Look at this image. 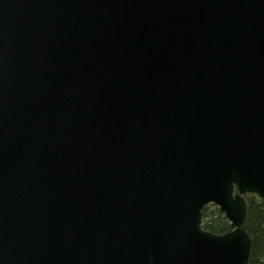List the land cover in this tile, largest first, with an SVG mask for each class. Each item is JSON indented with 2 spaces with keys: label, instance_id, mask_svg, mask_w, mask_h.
<instances>
[{
  "label": "water",
  "instance_id": "1",
  "mask_svg": "<svg viewBox=\"0 0 264 264\" xmlns=\"http://www.w3.org/2000/svg\"><path fill=\"white\" fill-rule=\"evenodd\" d=\"M245 194L264 0H0V264H248Z\"/></svg>",
  "mask_w": 264,
  "mask_h": 264
},
{
  "label": "trees",
  "instance_id": "2",
  "mask_svg": "<svg viewBox=\"0 0 264 264\" xmlns=\"http://www.w3.org/2000/svg\"><path fill=\"white\" fill-rule=\"evenodd\" d=\"M247 215L244 230L251 239L248 264H264V201L255 194H246ZM229 222L217 206L210 204L202 209V228L214 234L229 230Z\"/></svg>",
  "mask_w": 264,
  "mask_h": 264
}]
</instances>
